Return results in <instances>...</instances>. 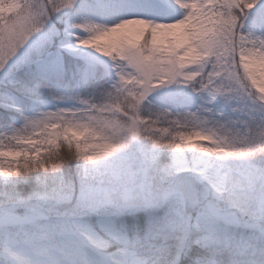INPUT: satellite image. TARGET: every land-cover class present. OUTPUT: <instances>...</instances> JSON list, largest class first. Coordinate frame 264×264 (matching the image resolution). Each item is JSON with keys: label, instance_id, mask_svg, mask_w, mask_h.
I'll return each instance as SVG.
<instances>
[{"label": "snow or ice", "instance_id": "obj_1", "mask_svg": "<svg viewBox=\"0 0 264 264\" xmlns=\"http://www.w3.org/2000/svg\"><path fill=\"white\" fill-rule=\"evenodd\" d=\"M0 264H264V0H0Z\"/></svg>", "mask_w": 264, "mask_h": 264}]
</instances>
